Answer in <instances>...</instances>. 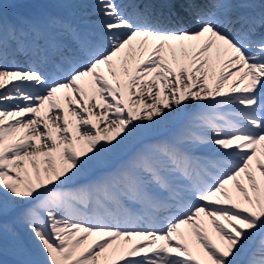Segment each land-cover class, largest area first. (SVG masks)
Instances as JSON below:
<instances>
[{
    "label": "snow or ice",
    "instance_id": "1",
    "mask_svg": "<svg viewBox=\"0 0 264 264\" xmlns=\"http://www.w3.org/2000/svg\"><path fill=\"white\" fill-rule=\"evenodd\" d=\"M8 254L264 264V0H0Z\"/></svg>",
    "mask_w": 264,
    "mask_h": 264
},
{
    "label": "bare ground",
    "instance_id": "2",
    "mask_svg": "<svg viewBox=\"0 0 264 264\" xmlns=\"http://www.w3.org/2000/svg\"><path fill=\"white\" fill-rule=\"evenodd\" d=\"M103 127V126H102ZM146 134V133H145ZM145 134H141L140 136L141 137H143V136H145ZM90 172H95V174L94 175H97V174H99V168H96V169H92V170H90ZM93 175V176H94ZM86 182V179H81L76 185H74V186H69L70 188H72V187H78V186H80L81 184H83V183H85ZM245 183H246V180H245ZM230 187H232L231 185H230ZM22 236H23V234H22ZM24 239L26 240V237H24ZM95 239H97L95 236L94 237H92L91 238V240H95ZM89 242H91V241H89ZM15 257L13 256V255H11V254H8V255H0V261H6L7 262V264H14V262H15Z\"/></svg>",
    "mask_w": 264,
    "mask_h": 264
}]
</instances>
